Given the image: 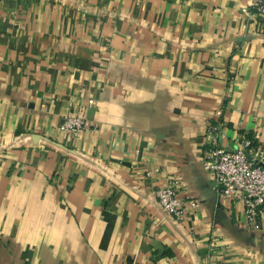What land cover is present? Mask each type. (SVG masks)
<instances>
[{
    "label": "crops",
    "instance_id": "crops-1",
    "mask_svg": "<svg viewBox=\"0 0 264 264\" xmlns=\"http://www.w3.org/2000/svg\"><path fill=\"white\" fill-rule=\"evenodd\" d=\"M251 1L0 0V264H264V217L203 168L218 120L221 147L264 146Z\"/></svg>",
    "mask_w": 264,
    "mask_h": 264
},
{
    "label": "built area",
    "instance_id": "built-area-1",
    "mask_svg": "<svg viewBox=\"0 0 264 264\" xmlns=\"http://www.w3.org/2000/svg\"><path fill=\"white\" fill-rule=\"evenodd\" d=\"M243 12L264 17V0H252ZM215 115L220 119L222 113L218 110ZM60 128L77 135L86 129V123L78 117H63ZM222 128L219 120L208 128L212 152L203 160V168L211 175L213 192L222 201L240 202L246 224L257 228L264 217V146L243 136L234 148L221 147ZM154 195L161 209L178 221H182L188 211L199 207L195 200L180 198L171 182L157 187Z\"/></svg>",
    "mask_w": 264,
    "mask_h": 264
}]
</instances>
